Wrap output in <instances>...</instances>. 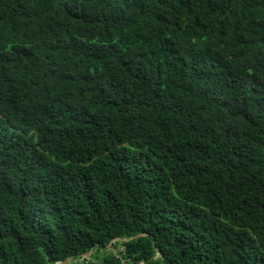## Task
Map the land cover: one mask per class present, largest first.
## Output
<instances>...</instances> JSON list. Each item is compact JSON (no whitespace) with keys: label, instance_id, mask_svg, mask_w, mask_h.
Segmentation results:
<instances>
[{"label":"trees","instance_id":"1","mask_svg":"<svg viewBox=\"0 0 264 264\" xmlns=\"http://www.w3.org/2000/svg\"><path fill=\"white\" fill-rule=\"evenodd\" d=\"M0 264H264V0H0Z\"/></svg>","mask_w":264,"mask_h":264},{"label":"water","instance_id":"2","mask_svg":"<svg viewBox=\"0 0 264 264\" xmlns=\"http://www.w3.org/2000/svg\"><path fill=\"white\" fill-rule=\"evenodd\" d=\"M110 247H112L111 245L110 246H108V248H107V250L110 248ZM86 257V259H89L90 257H91V254H88L87 256H85ZM70 262V261H69Z\"/></svg>","mask_w":264,"mask_h":264},{"label":"rangeland","instance_id":"3","mask_svg":"<svg viewBox=\"0 0 264 264\" xmlns=\"http://www.w3.org/2000/svg\"><path fill=\"white\" fill-rule=\"evenodd\" d=\"M120 250H122V249H120Z\"/></svg>","mask_w":264,"mask_h":264},{"label":"clouds","instance_id":"4","mask_svg":"<svg viewBox=\"0 0 264 264\" xmlns=\"http://www.w3.org/2000/svg\"><path fill=\"white\" fill-rule=\"evenodd\" d=\"M86 259V258H85Z\"/></svg>","mask_w":264,"mask_h":264}]
</instances>
